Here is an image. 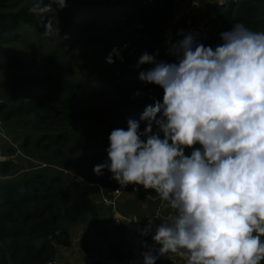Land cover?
<instances>
[{"label": "clouds", "instance_id": "1", "mask_svg": "<svg viewBox=\"0 0 264 264\" xmlns=\"http://www.w3.org/2000/svg\"><path fill=\"white\" fill-rule=\"evenodd\" d=\"M53 4L63 10L67 0H35L29 8L36 16L51 14L45 36L58 31ZM222 41L213 50L188 35L173 45L177 63L143 53L137 66L153 67L139 79L161 87L163 103L146 107L143 133L133 119L127 130L114 129L108 162L94 167L122 186L154 190L174 210L170 223L155 227L160 247L144 253V264L169 254L186 264L264 261V32L237 23ZM113 57L123 61L118 49L108 64ZM152 228L150 219L143 234Z\"/></svg>", "mask_w": 264, "mask_h": 264}, {"label": "trees", "instance_id": "2", "mask_svg": "<svg viewBox=\"0 0 264 264\" xmlns=\"http://www.w3.org/2000/svg\"><path fill=\"white\" fill-rule=\"evenodd\" d=\"M20 2L0 0V72L9 70L18 61V55L6 45L12 42L20 26L44 31L43 24L49 19L31 14L32 5L18 8ZM87 7L84 3L69 7L63 28L57 33L62 48L70 47L67 32L77 16L87 14ZM177 8L176 0H104L97 7L104 18L132 22L127 47L108 45L106 50L107 57L113 49L120 50L123 61L113 57L117 62L113 69L82 76L80 83L47 74L31 79L27 91L10 85L5 87L10 97L6 102L0 100V125L26 132L20 148L27 157L25 160L31 159L33 163L18 179L0 182V264H46L56 260L59 249L72 247L69 227L99 217V205L85 185L42 170H58L56 165H60L62 169L85 174L88 182L91 175L96 176L107 194L113 192L117 181L112 173L105 169L102 175H97L94 167L108 162L109 136L114 129L127 130L128 120L133 119L143 133L147 122L141 116L146 107L154 106L156 101L163 103V89L139 79L140 72L148 71L153 65H137L145 52L154 55L158 62H178L172 49L181 40L168 48L163 45V30L174 18ZM209 8L214 15L210 34L193 38L205 47L215 50L223 43L222 33L231 31L237 23L254 32H264V0H228L225 4L215 2ZM185 23V20L179 21V25ZM42 84L61 86L68 93L67 98L46 102L35 97L33 92ZM104 84L111 87L110 101L94 107L83 106L84 88ZM153 130L159 131L155 125ZM94 131L100 132L99 138L91 134ZM34 161L41 164L35 166ZM17 169L14 160H0L1 174L14 173ZM107 250L114 264H125L133 256L119 239L108 241ZM82 251L93 252L87 242L82 244ZM90 264L111 263L97 259ZM155 264L182 263L161 259Z\"/></svg>", "mask_w": 264, "mask_h": 264}, {"label": "rangeland", "instance_id": "3", "mask_svg": "<svg viewBox=\"0 0 264 264\" xmlns=\"http://www.w3.org/2000/svg\"><path fill=\"white\" fill-rule=\"evenodd\" d=\"M104 0H67V6L63 10L56 8L55 28L57 33L63 28L66 20L69 7L84 3L87 7V14L77 16L70 29L67 32V39L70 43L68 49L62 48L57 33L55 35L45 36L44 31L30 28L26 25H21L17 35L14 36L11 43L6 45L10 50L18 55V61L7 71L0 72V100L6 102L10 97L9 92H5V87L10 85L27 91L30 88L31 79L41 78L47 74H57L74 83H80L82 76L100 72L101 70H111L116 65L107 63V46L114 45L123 46L131 39L130 24L132 22L115 21L104 18V14L97 9L98 4ZM209 1V2H208ZM176 0L178 7L181 3L186 6L175 9V14L189 13L198 20L203 31L210 34L214 25L213 14L210 12V6L218 2L225 4L228 0ZM35 0H21L22 3L18 8L32 5ZM48 3V1H46ZM46 3V4H47ZM90 7V8H89ZM197 10V11H196ZM198 12L197 16L193 13ZM201 16V20L198 18ZM51 19V14L48 15ZM60 55V56H57ZM111 87L108 84L91 85L84 88L85 103L83 106H99L110 101ZM35 97L46 102H60L67 98L66 90L61 86L42 84L34 92ZM95 139L100 137L99 131L91 133ZM26 136V132L18 129L11 130L9 126L0 125V160H14L17 165L16 172H10L6 175L0 172V182L18 179L26 168L31 169L33 161H26L25 154L21 151V140ZM195 148L202 150V146L197 144ZM193 149H185V155L190 156ZM35 162V161H34ZM41 164L35 162V166ZM58 170L47 169L42 172L55 175L64 180L71 181L73 177L66 175L71 174L81 175L87 178L83 173L62 169L60 165ZM32 171V170H31ZM67 171V172H66ZM69 177V178H67ZM91 183H98L96 176H90ZM133 185V186H132ZM129 193L134 194V199L130 196L124 199V195L117 201V211L123 216H135L139 221L145 222L148 219L159 216L158 226L161 223H170L172 216L175 215L165 201H162L159 195L154 190L145 189L142 185L132 184ZM86 189L90 192L91 197L96 202L101 199L96 187ZM133 191V192H132ZM137 195V196H136ZM123 199V200H122ZM109 208L100 206V213L97 219L90 220L88 218L85 223L70 226L69 231L74 241L72 251L79 257H83L82 244L88 243V248L95 252V255L90 256L94 260H102L109 262L107 254V242L112 239H122L127 234L125 224L114 225L113 219L116 213L111 205ZM105 211V212H104ZM116 214V215H115ZM129 225V224H127ZM132 230V229H131ZM86 253V252H84ZM89 254V253H87ZM83 260L84 264H88V258ZM91 262V263H92Z\"/></svg>", "mask_w": 264, "mask_h": 264}, {"label": "built area", "instance_id": "4", "mask_svg": "<svg viewBox=\"0 0 264 264\" xmlns=\"http://www.w3.org/2000/svg\"><path fill=\"white\" fill-rule=\"evenodd\" d=\"M189 13L184 11L183 13L175 14L174 18L170 21V23H168L165 26L163 30L164 47L166 48L171 47L174 42L178 40H183L188 35H191L193 38L199 36H208L207 32L203 31L200 25L195 23L194 18ZM182 20H185L186 22L185 25H179V21ZM42 167H48V166L43 165ZM67 173L70 174L69 172ZM71 175L74 177V182L77 184L85 185L87 187H97L99 190L98 192L103 198V202L112 206L113 210L117 214L115 215L120 219L119 221L132 226L134 236L141 242V246L136 251L132 250L133 256L130 257L125 262V264H144V253L151 251L154 255L156 254V250L160 247L152 239V237L155 234V227H158V223H159L156 217L151 218V220L153 221L152 230L147 235H144L143 234L144 230L147 228L150 219H148L144 223H141L136 218L120 215L117 211L116 208L117 201H119L124 195H126L129 192L132 184H129L127 186H122L117 182L113 192L108 195L106 194L104 188L101 185L90 183L87 181L86 178H84L81 175H74V174ZM169 255H171V258H169L168 256H160L156 259V262L161 259H168L186 264V262L182 258L174 254H169ZM262 262L263 261H261V264ZM46 264H62V263L58 259H56L49 261Z\"/></svg>", "mask_w": 264, "mask_h": 264}, {"label": "crops", "instance_id": "5", "mask_svg": "<svg viewBox=\"0 0 264 264\" xmlns=\"http://www.w3.org/2000/svg\"><path fill=\"white\" fill-rule=\"evenodd\" d=\"M183 6H186V4L184 5L183 3H181L180 6H179V8H181ZM196 11H194L193 13L197 16L198 12L196 13ZM198 18H199V20H201L202 17L201 16L199 17V15H198ZM197 22H198V24H200L198 20H197ZM89 193L91 194V191ZM98 194L100 195L99 192H98ZM127 196H130L133 199L135 198V197H133L134 194L132 195V193H129L128 195H126L124 197V199L127 198ZM100 197H101V199H98V201H96V203L99 205V213H100V209H101L100 206L104 205L107 208H109L108 204H106V203L103 202V198H102L101 195H100ZM119 214L120 215H123L121 213H119ZM130 217H133V216H130ZM133 218H136L138 220V218L135 217V216ZM119 220L120 219L117 216L114 217V219H113L114 225H117V224H125L123 226H126V227L130 226V228H127V234L124 236V238L119 239V240L121 241L123 247L126 248L127 250H129V251H132V250L133 251H136L138 248H140L141 242L134 236V233H132V231H133L132 226L131 225H127L126 223H122ZM139 222H141V221H139ZM141 223H144V222H141ZM73 246H74V241L72 239V247ZM72 247L69 248V249H65V248L59 249L57 259L62 264H84L83 263V260H86L85 258H88L87 259V260H89L88 264H90L94 260L93 258L90 257L92 255H95V252L94 251L92 253H89V254L83 252L82 253L83 257H80V256L78 257L77 254L72 251ZM106 252H107L106 257H108L109 256L108 255V250ZM182 264H185V263H182Z\"/></svg>", "mask_w": 264, "mask_h": 264}]
</instances>
